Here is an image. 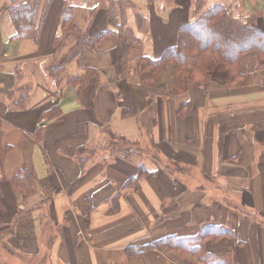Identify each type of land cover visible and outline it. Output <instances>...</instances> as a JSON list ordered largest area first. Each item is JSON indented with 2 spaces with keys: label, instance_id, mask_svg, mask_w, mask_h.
Segmentation results:
<instances>
[{
  "label": "crops",
  "instance_id": "crops-1",
  "mask_svg": "<svg viewBox=\"0 0 264 264\" xmlns=\"http://www.w3.org/2000/svg\"><path fill=\"white\" fill-rule=\"evenodd\" d=\"M124 1L137 45L98 0H50L20 40L10 1L0 0V264H200L168 246L134 258L126 251L211 226L228 233L208 238L205 252L229 264H264L258 56L239 59V87L227 84L220 65L202 86L179 94L171 64L154 87L141 83L138 69L141 58L156 60L174 47L179 29L214 4L253 15L264 31V0ZM66 7L93 45L52 75L48 66L78 41L62 28ZM112 138L134 147L112 149Z\"/></svg>",
  "mask_w": 264,
  "mask_h": 264
},
{
  "label": "trees",
  "instance_id": "trees-1",
  "mask_svg": "<svg viewBox=\"0 0 264 264\" xmlns=\"http://www.w3.org/2000/svg\"><path fill=\"white\" fill-rule=\"evenodd\" d=\"M8 12L15 29V38L23 39L31 34L38 23L50 0H9ZM108 3V18L112 25L119 22L117 31L125 37L132 46L137 45L140 39L133 30L125 25L124 0H98ZM40 12V13H39ZM70 7L64 8L61 14L63 30L78 35V41L70 54L58 65L48 66V72L53 75L55 68H63L67 63L75 60L83 51L90 48L93 43L86 34L73 28V15ZM136 22L140 29L143 28V20L136 15ZM256 17H236L221 4H214L202 11L193 21L183 25L178 31L177 43L167 49L160 58L152 60L141 58L138 69L141 74V83L147 87H154L159 74L167 65L173 66L172 85L173 93L185 92L189 87H200L217 66L227 67V84L239 87L244 77L239 71V59L245 54H255L260 67L264 70V31L256 25ZM96 41V40H95ZM181 110V106L179 111ZM112 149L118 148L130 150L132 144L120 146L115 138H112ZM122 144V143H121ZM141 174V172H140ZM24 178L29 179L30 173L22 171ZM139 175V174H138ZM227 231L218 227H204L197 235L191 238L176 239L167 237L150 245L138 248H128L126 253L134 258L149 249L168 246L180 253L190 254L196 257L200 264H229L220 256L211 255L204 251L205 241L212 238H220L227 235Z\"/></svg>",
  "mask_w": 264,
  "mask_h": 264
},
{
  "label": "rangeland",
  "instance_id": "rangeland-1",
  "mask_svg": "<svg viewBox=\"0 0 264 264\" xmlns=\"http://www.w3.org/2000/svg\"><path fill=\"white\" fill-rule=\"evenodd\" d=\"M164 165H166V168H168L169 170H171L170 172L172 173H175V170L173 169V163H171L170 161H167V160H162L161 161Z\"/></svg>",
  "mask_w": 264,
  "mask_h": 264
}]
</instances>
